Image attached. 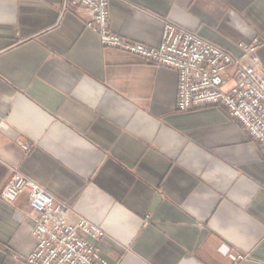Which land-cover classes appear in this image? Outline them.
Here are the masks:
<instances>
[{
  "label": "crops",
  "instance_id": "obj_1",
  "mask_svg": "<svg viewBox=\"0 0 264 264\" xmlns=\"http://www.w3.org/2000/svg\"><path fill=\"white\" fill-rule=\"evenodd\" d=\"M62 1L0 0V192L18 170L103 229L111 264H264V146L222 105L178 110L173 68L104 47ZM161 18L234 56L261 40L264 74V0H108L133 42L157 46ZM30 215L26 191L0 197V264H26Z\"/></svg>",
  "mask_w": 264,
  "mask_h": 264
},
{
  "label": "built area",
  "instance_id": "obj_2",
  "mask_svg": "<svg viewBox=\"0 0 264 264\" xmlns=\"http://www.w3.org/2000/svg\"><path fill=\"white\" fill-rule=\"evenodd\" d=\"M71 6L87 10L86 27L99 35L104 47L127 51L152 65L173 68L178 76V110L222 105L252 141L264 146V74L256 68L254 57L258 40L238 44L243 53L234 56L198 33L161 18V41L150 47L110 30L108 0L62 1L63 11ZM20 145L25 151L32 148L29 142ZM25 191L31 212V233L37 242L25 259L26 264H111L98 248L100 238L105 235L103 229L18 170L11 172L0 197L11 204ZM228 257L232 264L246 258L236 251Z\"/></svg>",
  "mask_w": 264,
  "mask_h": 264
},
{
  "label": "rangeland",
  "instance_id": "obj_3",
  "mask_svg": "<svg viewBox=\"0 0 264 264\" xmlns=\"http://www.w3.org/2000/svg\"><path fill=\"white\" fill-rule=\"evenodd\" d=\"M259 41V44H258V46L260 45V43H261V40H258ZM257 49V48H256ZM256 52V51H255Z\"/></svg>",
  "mask_w": 264,
  "mask_h": 264
}]
</instances>
